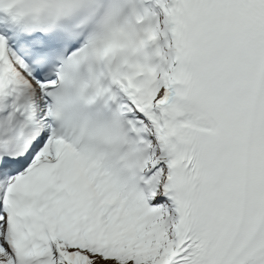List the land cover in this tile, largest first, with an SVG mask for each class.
<instances>
[{"label":"snow or ice","instance_id":"snow-or-ice-1","mask_svg":"<svg viewBox=\"0 0 264 264\" xmlns=\"http://www.w3.org/2000/svg\"><path fill=\"white\" fill-rule=\"evenodd\" d=\"M0 264H264V0H0Z\"/></svg>","mask_w":264,"mask_h":264}]
</instances>
